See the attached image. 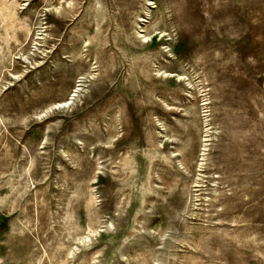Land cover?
<instances>
[{"label": "rangeland", "instance_id": "rangeland-1", "mask_svg": "<svg viewBox=\"0 0 264 264\" xmlns=\"http://www.w3.org/2000/svg\"><path fill=\"white\" fill-rule=\"evenodd\" d=\"M0 264H264V0H0Z\"/></svg>", "mask_w": 264, "mask_h": 264}]
</instances>
